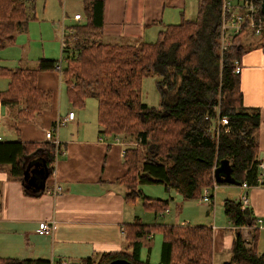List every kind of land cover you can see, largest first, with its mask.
Masks as SVG:
<instances>
[{"label": "trees", "instance_id": "obj_1", "mask_svg": "<svg viewBox=\"0 0 264 264\" xmlns=\"http://www.w3.org/2000/svg\"><path fill=\"white\" fill-rule=\"evenodd\" d=\"M82 1L83 22L68 25L67 30L79 38H100L103 3ZM221 15L222 0H201L195 19L166 25L154 42L135 46L86 39L89 45L71 46L68 38L62 47L66 54L60 78L70 106L82 109L87 99H95L96 121L104 137L124 135L145 148L143 153L137 147L125 149V173L117 181L126 191L127 202L140 198L144 210L155 215L167 210L168 201L146 197L140 186L160 184L183 199H197L205 188H212V169L222 160L229 162L237 184L258 185L259 114L244 107L240 74L234 72V63L246 52L240 36L247 30L243 27L233 35L221 51ZM33 20L35 0H0V50L12 45L15 35L26 31ZM56 63L39 59L32 69L0 66V78L8 80L0 91V105L19 107V120L36 118L52 98L51 91L38 86V74L57 72ZM150 75L157 77L158 107H148L140 99L142 81ZM222 117L228 120V132L221 128L215 138L208 129ZM47 145L42 150L50 169L54 158ZM40 148L32 142H0V167L7 166L10 178L22 181L26 164ZM223 212L233 228L226 264H264V255L256 248L257 229L250 209L241 210L238 200L225 199ZM243 227L248 229V240L241 234ZM154 234L161 236L156 264H213L211 228L163 224L128 226L124 232L128 252H108L78 264H109L118 259L153 264L139 257L141 241ZM0 264L50 262L0 257Z\"/></svg>", "mask_w": 264, "mask_h": 264}, {"label": "crops", "instance_id": "obj_2", "mask_svg": "<svg viewBox=\"0 0 264 264\" xmlns=\"http://www.w3.org/2000/svg\"><path fill=\"white\" fill-rule=\"evenodd\" d=\"M77 1L80 4L78 9L74 10L73 5L69 8L70 25L80 23L73 20L75 14H81V22L84 20V3ZM101 1L103 25L100 39L104 43L111 40L135 46L156 38L166 25L193 20L189 18L197 13L199 2ZM239 64L244 107L259 114L258 161L263 165L259 174L262 183L249 189L248 209L255 222L261 220V225L255 223L253 228L257 229V251L264 255V50L245 52ZM37 83L41 89L52 92L50 101L40 115L28 121L19 120L18 108L16 124L8 116V108L12 106L0 105V138L1 142L37 143L41 148L33 152L24 169L29 167L40 173L43 162L48 166L47 155L42 150L48 144L45 132L73 111V120L65 121L56 132L60 153L54 167L55 183L62 191L58 196L47 193L53 185L49 176L43 193L27 188L23 181L10 178L7 166L0 167V257L78 264L85 258L97 259L108 252H128L125 229L134 224H151L144 223L137 215L136 202L140 198L127 202L126 191L117 181L125 173L123 154L128 148L125 137L106 138L100 133L96 103L88 105L86 100L82 109L71 107L61 88L59 73H39ZM5 128L9 131L6 135L1 133ZM238 186L239 197L242 189ZM205 217L206 223L183 225L211 228L213 252L230 250L233 239L223 231L233 233V228L224 212L219 221L217 213H205ZM49 220L55 222L53 235H38L39 223ZM240 231L248 240V229L243 227Z\"/></svg>", "mask_w": 264, "mask_h": 264}, {"label": "rangeland", "instance_id": "obj_3", "mask_svg": "<svg viewBox=\"0 0 264 264\" xmlns=\"http://www.w3.org/2000/svg\"><path fill=\"white\" fill-rule=\"evenodd\" d=\"M73 5L74 10L80 7L77 0H66L65 4H62L59 0H35V20L31 21L28 28L24 32H19L15 35L14 42L12 45L0 50L1 60L0 66H6L10 68H35L36 61L39 59H49L59 61L60 57L64 54L62 48L61 39L65 33V27L70 25L68 22L69 8ZM196 12L190 16L189 19H195ZM65 24V25H64ZM64 25V27L62 26ZM79 38L80 36L73 35ZM65 37L63 46L66 47L68 40ZM83 41L86 39L93 43L97 41L104 43L100 38L95 36H89L88 38H81ZM156 38L150 42H154ZM241 44L243 45L246 52L256 49H262L261 45L264 43V36H256L251 31H245L240 36ZM111 44H126V42L111 41ZM80 44V41H73ZM108 42V43H109ZM74 43V44H75ZM90 42L84 43L89 45ZM157 77L150 75L143 79L141 84L140 99L148 107H158L159 96L155 88V82ZM8 80L6 78H0V91H3L7 87ZM61 88L64 89L62 83ZM88 105L95 104L96 101L93 98L87 99ZM19 107H9V119L15 124L16 114ZM9 132L6 128L1 131L2 134L6 135ZM121 135H118V137ZM125 137L128 147H137L140 152L143 153L145 148L139 145L138 140ZM51 149V145H47ZM51 146V147H50ZM261 170L259 171L260 174ZM261 175V174H260ZM251 188V187H250ZM142 194L152 199L167 200V210L163 214H154L153 212L145 211L142 206V201L139 199L136 204L138 208L137 215L139 218L147 224H166V225H200L199 223H206L203 220L205 213L210 215L218 214V221L222 220L223 213V201L230 197L234 200H238L239 186L233 184H218L213 196L206 202H201L197 199H183L176 191H166L163 185H142L139 187ZM251 190V189H250ZM247 191V198L248 192ZM248 208V207H247ZM146 221V222H145ZM225 223V218H224ZM257 224V221L255 222ZM209 225V224H207ZM225 234L233 239V233L229 230L223 231ZM151 238V237H150ZM144 238L140 250V261L149 260L155 264L159 261L160 256V244L161 236L159 234L152 235V239ZM231 257L230 250H220L213 252L214 264H226Z\"/></svg>", "mask_w": 264, "mask_h": 264}, {"label": "built area", "instance_id": "obj_4", "mask_svg": "<svg viewBox=\"0 0 264 264\" xmlns=\"http://www.w3.org/2000/svg\"><path fill=\"white\" fill-rule=\"evenodd\" d=\"M62 4H65L66 0H59ZM201 1V0H199ZM261 3L262 0H222V15L220 21V42H221V51L227 49L230 44L231 38L233 35L238 34L242 31L243 27L246 28L247 31H251L256 36H264V15L261 13ZM82 15L75 14L73 15V20L76 22L81 21ZM65 33L63 34V38L61 39L62 47L63 43L65 42V37L70 38V44L73 46L75 42L73 41H80V45H84L87 41H83L81 38H77L74 36L69 37V35L73 34L72 30H67L65 28ZM62 69V56L60 57L59 61L56 63V70L57 73H61ZM241 66L238 62L234 63V72L236 74L240 73ZM74 112L71 111L67 114L66 118L59 119L55 122L53 127L45 132V139L49 145L52 146V155H53V162L50 168L49 177L53 182L52 187L47 190V193L51 196H58L62 188L55 183V164L56 159L60 153V142L57 138V130L60 125H62L65 121L73 120ZM228 120L226 117H222L217 121L216 126L212 123L208 129L211 135L218 137L220 129H223L224 133L228 132ZM1 142V138H0ZM216 166L213 167L212 173L215 170ZM259 171L263 168L261 163L258 164ZM258 185L262 183L260 176L257 179ZM257 185V186H258ZM242 192L238 199L241 210H245L248 207V198H247V191L250 187L247 184L240 185ZM217 187V183L213 180L212 188H205L201 196L199 197L201 202L208 201L214 194V191ZM257 224L261 225V220H256ZM54 220L49 221H42L39 223L36 233L40 236H52L54 232ZM67 264V263H62Z\"/></svg>", "mask_w": 264, "mask_h": 264}, {"label": "water", "instance_id": "obj_5", "mask_svg": "<svg viewBox=\"0 0 264 264\" xmlns=\"http://www.w3.org/2000/svg\"><path fill=\"white\" fill-rule=\"evenodd\" d=\"M261 13L264 15V0L261 3ZM50 174V169L47 168L45 162H43L42 172H37L35 169H24L22 181L27 188H32L35 191L39 190L43 193L46 185V180ZM213 179L217 184H237L231 177V167L226 160L220 161L219 165L213 171ZM109 264H131L127 260L118 259L110 262Z\"/></svg>", "mask_w": 264, "mask_h": 264}, {"label": "bare ground", "instance_id": "obj_6", "mask_svg": "<svg viewBox=\"0 0 264 264\" xmlns=\"http://www.w3.org/2000/svg\"><path fill=\"white\" fill-rule=\"evenodd\" d=\"M237 230V229H236Z\"/></svg>", "mask_w": 264, "mask_h": 264}]
</instances>
